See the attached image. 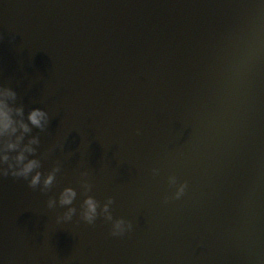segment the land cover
<instances>
[{
	"label": "water",
	"instance_id": "95a60500",
	"mask_svg": "<svg viewBox=\"0 0 264 264\" xmlns=\"http://www.w3.org/2000/svg\"><path fill=\"white\" fill-rule=\"evenodd\" d=\"M0 84V264H264V0H0Z\"/></svg>",
	"mask_w": 264,
	"mask_h": 264
},
{
	"label": "clouds",
	"instance_id": "9594fccd",
	"mask_svg": "<svg viewBox=\"0 0 264 264\" xmlns=\"http://www.w3.org/2000/svg\"><path fill=\"white\" fill-rule=\"evenodd\" d=\"M17 95L16 91L10 87H5L0 84V137L9 133H18L15 140H9L6 145L8 149L21 148L25 134L31 131V125H37L41 128L45 127L49 120V114L44 108L36 107L28 113V119L23 118L17 120L14 116V111L23 114V106L13 110L9 104V100L15 98ZM29 121L31 123H29ZM39 143V137H31L29 143L23 144L21 151L15 157V163H9V167L13 169L14 174L27 176L32 170L39 165V161L35 158L28 159L26 156L27 152H34L36 149L33 147L34 144ZM0 162H9V152L0 149ZM17 164H22V167H17ZM7 172V169H4ZM41 173L37 172L32 178L31 183L33 185L40 182ZM55 178V173H50L45 179V184H51ZM183 191V188H181ZM179 194V193H178ZM75 196V190L67 188L62 194L61 200L63 203H70ZM54 203V201H52ZM87 209L85 212L86 218L91 221L94 219L97 212V201L94 197H89L86 201ZM108 205H105V211H107ZM74 209L69 210V215ZM110 216V213H109ZM127 228H131V224H126L123 219L116 221L114 230L116 232H123Z\"/></svg>",
	"mask_w": 264,
	"mask_h": 264
}]
</instances>
